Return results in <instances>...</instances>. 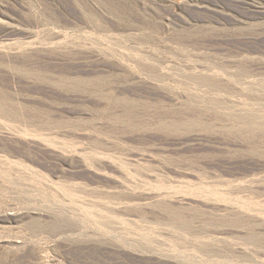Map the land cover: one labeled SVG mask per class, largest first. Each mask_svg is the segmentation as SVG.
<instances>
[{"label":"rangeland","instance_id":"1","mask_svg":"<svg viewBox=\"0 0 264 264\" xmlns=\"http://www.w3.org/2000/svg\"><path fill=\"white\" fill-rule=\"evenodd\" d=\"M0 108V264H264V0H0Z\"/></svg>","mask_w":264,"mask_h":264},{"label":"bare ground","instance_id":"2","mask_svg":"<svg viewBox=\"0 0 264 264\" xmlns=\"http://www.w3.org/2000/svg\"><path fill=\"white\" fill-rule=\"evenodd\" d=\"M135 55V54H134ZM130 56V55H129ZM193 62V61H192ZM189 64V63H188ZM197 64V63H196ZM190 67V66H189ZM204 67V66H203ZM207 70V69H206ZM208 71V70H207ZM209 73V72H208ZM228 76V75H227ZM201 82V81H200ZM0 111H1V108H0Z\"/></svg>","mask_w":264,"mask_h":264}]
</instances>
